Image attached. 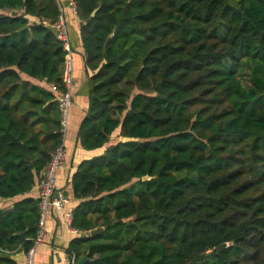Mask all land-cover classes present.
Segmentation results:
<instances>
[{
    "label": "trees",
    "instance_id": "obj_1",
    "mask_svg": "<svg viewBox=\"0 0 264 264\" xmlns=\"http://www.w3.org/2000/svg\"><path fill=\"white\" fill-rule=\"evenodd\" d=\"M60 1L0 0V199L13 200L0 264L33 246L27 194L64 144L67 52L30 21H57ZM73 1L90 99L78 143L96 154L72 175L67 251L89 252L85 264H264V0Z\"/></svg>",
    "mask_w": 264,
    "mask_h": 264
},
{
    "label": "crops",
    "instance_id": "obj_2",
    "mask_svg": "<svg viewBox=\"0 0 264 264\" xmlns=\"http://www.w3.org/2000/svg\"><path fill=\"white\" fill-rule=\"evenodd\" d=\"M73 0H61V8L66 18V23L70 35L72 57L74 61V85L72 96L73 106L70 108L68 123L65 129L64 146L66 150V161L63 168L57 172V194H64L70 198V203L65 205L62 210L50 208L47 213L45 229L46 241L37 246L34 256V264H68L66 260L68 244L71 238L79 233L70 232L63 223V212L70 208H75L77 200L74 197L72 187V175L78 168L79 163L88 159L96 151L83 148L78 143V130L89 109V76L85 65V55L80 39V20L77 13L71 6ZM34 22L35 19L30 18ZM39 190L37 186L27 194L38 199ZM17 200V199H14ZM13 200L0 199V210L11 205ZM22 248V247H21ZM5 251H2L4 253ZM1 253V254H2ZM10 253V252H8ZM11 254H14L11 253ZM18 264H25L26 253H16Z\"/></svg>",
    "mask_w": 264,
    "mask_h": 264
},
{
    "label": "built area",
    "instance_id": "obj_3",
    "mask_svg": "<svg viewBox=\"0 0 264 264\" xmlns=\"http://www.w3.org/2000/svg\"><path fill=\"white\" fill-rule=\"evenodd\" d=\"M71 6L77 13L76 4L74 1L71 2ZM36 23H42L43 25L49 26L56 32L57 38L63 42L64 49L67 52L64 64V83L66 91L59 96L60 108L62 111V118L65 125V129L68 123V117L70 108L74 104L72 96V88L74 85V61L72 57V48L70 43V35L66 23V18L62 12L59 18L55 22L48 20H35ZM66 161V150L64 144L59 146L54 152L52 159L46 168L42 171L37 188L39 190L38 200L40 208V220H39V231L34 239L33 246L26 252L25 264H34V256L37 246L42 245L46 241V229L45 223L47 218L48 210L52 207L57 210H62L65 205L70 203V198L64 194H57V172L63 168ZM73 208L63 212V223L70 232H76L77 230L72 226L73 219ZM75 256L67 251L66 260L68 264L75 263Z\"/></svg>",
    "mask_w": 264,
    "mask_h": 264
},
{
    "label": "water",
    "instance_id": "obj_4",
    "mask_svg": "<svg viewBox=\"0 0 264 264\" xmlns=\"http://www.w3.org/2000/svg\"><path fill=\"white\" fill-rule=\"evenodd\" d=\"M148 177H144V179H147ZM104 230V227L103 226H100V227H96L94 229H92L90 231V234L91 235H96L100 232H102ZM18 236L21 238V241H20V244H19V248L23 245V243L25 241H27V238L25 237V232L23 233H19ZM2 251H5L7 252V247L4 246L2 248H0V254L2 253ZM89 260V252L81 259V260H77L75 259V263L74 264H85L87 261Z\"/></svg>",
    "mask_w": 264,
    "mask_h": 264
}]
</instances>
